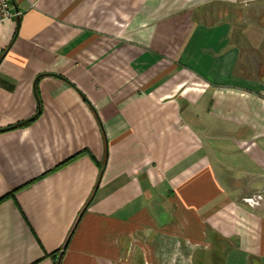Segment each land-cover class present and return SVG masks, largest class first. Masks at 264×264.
Returning a JSON list of instances; mask_svg holds the SVG:
<instances>
[{
	"label": "crops",
	"instance_id": "0c3cea01",
	"mask_svg": "<svg viewBox=\"0 0 264 264\" xmlns=\"http://www.w3.org/2000/svg\"><path fill=\"white\" fill-rule=\"evenodd\" d=\"M237 1L11 0L0 264H264V29Z\"/></svg>",
	"mask_w": 264,
	"mask_h": 264
},
{
	"label": "rangeland",
	"instance_id": "374dc122",
	"mask_svg": "<svg viewBox=\"0 0 264 264\" xmlns=\"http://www.w3.org/2000/svg\"><path fill=\"white\" fill-rule=\"evenodd\" d=\"M247 4V3H246ZM253 6L251 5V7H249L250 9H248V7H245L244 3L241 2V0H238L237 3H235V5L233 4V10H239V14H242L240 13L241 12V7L244 6V9H248V15L246 17H244V20L246 21L245 23L246 24H254V25H257L259 24L260 22V16L263 12V9H264V4H263V0H259V1H255L254 3H252ZM255 14V15H254ZM239 23H241L240 21H242V18L239 17Z\"/></svg>",
	"mask_w": 264,
	"mask_h": 264
},
{
	"label": "built area",
	"instance_id": "2783aa9c",
	"mask_svg": "<svg viewBox=\"0 0 264 264\" xmlns=\"http://www.w3.org/2000/svg\"><path fill=\"white\" fill-rule=\"evenodd\" d=\"M12 11L11 0H0V24L19 17Z\"/></svg>",
	"mask_w": 264,
	"mask_h": 264
},
{
	"label": "flooded vegetation",
	"instance_id": "af4514ba",
	"mask_svg": "<svg viewBox=\"0 0 264 264\" xmlns=\"http://www.w3.org/2000/svg\"><path fill=\"white\" fill-rule=\"evenodd\" d=\"M255 1H259V0H248L247 1V4H246V6L248 7V9H250L249 7H251V5L253 6V4L252 3H254ZM263 4H264V0H263ZM251 10V9H250ZM239 11V10H238ZM238 15H239V12H238ZM255 15V14H254ZM240 16V15H239ZM260 22H259V24H257V25H254V26H258V27H262L263 29H264V9H263V12H262V14H261V16H260ZM250 25H252V24H250Z\"/></svg>",
	"mask_w": 264,
	"mask_h": 264
},
{
	"label": "trees",
	"instance_id": "16d2710c",
	"mask_svg": "<svg viewBox=\"0 0 264 264\" xmlns=\"http://www.w3.org/2000/svg\"><path fill=\"white\" fill-rule=\"evenodd\" d=\"M87 152L86 151H83V152H80L78 153L77 155L73 156L72 158H69L68 160H66L64 163H62L61 165L58 166V168L68 164V163H71L72 161L76 160L77 158L81 157L82 155H86ZM7 197H4V198H1L0 199V203L3 202Z\"/></svg>",
	"mask_w": 264,
	"mask_h": 264
}]
</instances>
